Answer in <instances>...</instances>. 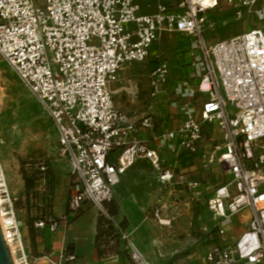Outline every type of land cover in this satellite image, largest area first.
<instances>
[{
  "label": "built area",
  "instance_id": "2783aa9c",
  "mask_svg": "<svg viewBox=\"0 0 264 264\" xmlns=\"http://www.w3.org/2000/svg\"><path fill=\"white\" fill-rule=\"evenodd\" d=\"M222 1L155 0L151 13L139 0H45L42 6L36 0H0V55L54 123L70 163V214L86 207L106 214L104 205L120 177L141 161L162 184L171 183L175 164L162 153H197L208 127L216 125L222 135L217 157L228 180L207 202L211 222L204 230L216 241L203 264H264V28L209 43L205 32L214 25L209 17ZM225 1L237 19L247 11L264 20V8L254 10L258 0ZM172 34L193 40L203 72L197 87L188 81L171 87L169 63L156 58L150 98L175 94L182 102L171 105L183 120L175 130L153 134L151 147L133 135L140 128L154 133L153 118L124 117L110 86L125 65L146 62L152 47ZM201 94L207 101L198 115L192 101ZM15 201L0 159L4 236L15 264H36L25 249ZM245 210L252 213L247 230L233 238L228 227ZM58 226L52 220L50 230ZM122 239L131 264H151L124 233ZM62 257L59 264L75 260Z\"/></svg>",
  "mask_w": 264,
  "mask_h": 264
},
{
  "label": "rangeland",
  "instance_id": "374dc122",
  "mask_svg": "<svg viewBox=\"0 0 264 264\" xmlns=\"http://www.w3.org/2000/svg\"><path fill=\"white\" fill-rule=\"evenodd\" d=\"M44 1L36 0L37 6H42ZM139 3L149 12L155 10L154 0H139ZM209 22L214 25L205 32L208 42L233 37L237 35L238 28L245 26V21L236 19L225 0L209 17ZM152 54L150 60L143 64H134L125 69L132 76L126 77V87L114 95L116 105L132 110L130 112L134 118L151 116L157 131L173 129L178 124L174 110L162 97H149V68L151 62L160 57L169 63L175 83L188 81L197 87L203 72L199 51L194 49L191 38L172 34L155 44ZM113 87L117 88V83ZM120 87L123 88V85L120 84ZM171 96L174 98L175 94ZM200 97H204L203 102L207 101L204 94ZM53 124L44 106L30 89L20 83L0 55V159L15 204L20 203L22 207L21 210L15 207L21 219L29 213L45 221L53 220L58 224L62 221L55 185L58 177L69 174L70 163L61 150ZM206 135L204 147L193 154L195 169H191L193 165L187 161L178 173L185 174L182 175L185 178L180 180L176 176L171 183L162 184L156 172L150 168L133 167L114 190L113 200L120 216L121 213L126 214L121 204L129 202V199L142 208L141 221L149 235L137 249L151 264H201L205 251L215 244L204 226L209 195L223 178L217 157L220 150L216 148L222 144V135L216 125ZM42 167L45 169L42 170ZM23 171L36 179L32 189H26ZM188 182H197L199 187L190 189ZM159 210V216H156ZM122 219L116 222L121 223ZM236 228L239 231L238 226ZM122 250H127L126 242ZM122 258L130 262L128 250Z\"/></svg>",
  "mask_w": 264,
  "mask_h": 264
},
{
  "label": "crops",
  "instance_id": "0c3cea01",
  "mask_svg": "<svg viewBox=\"0 0 264 264\" xmlns=\"http://www.w3.org/2000/svg\"><path fill=\"white\" fill-rule=\"evenodd\" d=\"M142 8H144V7L142 6ZM154 8H155V6H154ZM262 8H264V0H258L257 4L254 7V10L260 11V9H262ZM144 10L149 12V9L144 8ZM233 13H234V11H233ZM241 20L245 21V26L238 28L236 30L238 32V33H236L237 35L243 34L245 32L251 31V30L264 28V20L263 21L259 20V18L255 14L248 13L247 11L244 12ZM237 35H235V36H237ZM209 43H214V42H209ZM152 55L153 54H152V50H151V55L149 57V60L152 57ZM140 63H134V64H140ZM134 64H127L120 71L118 79L115 82V83H117V88H114V87L112 88L113 84H115V83L111 84L110 87H111V90L113 91L114 95L119 93L122 89H124L126 87L124 84V83H126V77L128 75L130 77V76H132V74H131V72L125 71V69H127V67H129V66H133ZM141 64H143V63H141ZM154 66H155V60L153 62H151L149 72H148L149 77L147 79H148L149 89H150V77H151L150 71ZM122 71H124V72L121 73ZM179 83H180V81L175 83L174 80L172 79V77H170L169 85L171 87H173L174 84L177 85ZM120 84L123 85V88L120 87ZM149 93H150V90H149ZM161 97L169 105V108L172 111L174 110V113L177 115L178 124H177L176 128H173V129H161L160 131H157L154 129V133L148 129L140 128L133 135V138L139 139L141 141H146V142H148V144L151 147H154V145H156L155 141L153 140V134L158 135V134L165 132V131L175 130V129L179 128V126L181 125L182 120H183L178 109H176L175 107H173L171 105L173 101H175V100L178 101L176 96L174 98L171 95H169V96L163 95ZM203 98L204 97H200V95H198L197 99L192 101L193 106H195L196 110L198 111L197 112L198 115L202 112L203 105L206 102V101L203 102ZM150 99H152V98H150ZM114 102H115V108H117V111H119L124 117H126L129 120L140 121V119H142L143 117L146 116L145 115L141 118H134L133 117L134 115L132 114V112H130L132 110L126 108V106H123V108L117 107L115 96H114ZM212 129H213V126H209L208 129L206 130L205 138H204L203 142L200 143L201 145L199 146L198 151H200V149L204 147L203 143H205L206 139H207L206 134L209 131H212ZM221 139H222V137H221ZM162 155H163L164 159L167 160V162L171 161L175 164V174H176V176H179L178 178L180 180L185 178L184 176H182L185 174L178 175V173H180L179 171L181 169H183V167H184L185 163H187V161H188V163H191V166L193 165L191 167V169H195V166H194L195 156L189 152L184 151V152L171 153L169 151H164L162 153ZM134 167H139L141 169L150 168L152 171H154L153 168L150 166V164L148 162H145V161H141V162L137 163ZM220 167L222 169L221 165H220ZM131 169H129L128 171L130 172ZM222 172H223V178H222L221 183L218 186L222 185L225 181L228 180V176L223 171V169H222ZM124 175H122L120 177V181ZM157 177H158V174H157ZM71 179H72V177H71L70 171H69L68 175H66L64 177H58L57 178L55 190H56L58 200H59V208H60L61 213H62L61 214L62 215L61 216L62 221L59 223L58 229L55 232H52L49 228V232L51 233V237L49 239L48 238L45 239L43 237V232H44L45 228H37L36 224L38 222H40L39 220L34 224L33 228H29V222L27 223V217L22 218L23 226L21 228V234H22V237L24 239L23 243H24L25 249H26L27 253L29 254V256H31L32 259H35L36 264H59V262L61 261V258H63L62 256L65 255V253L67 251V246L69 244H72L74 247V255L73 256L75 257V260L70 261V262H64V264H131V262L127 261L126 259H123L122 256L114 257L112 259H101V258H99L97 251H96V248H95L96 225H97V218H98L99 212H98V210H96V208H92V207H86V208L82 209L78 214H70L68 212L67 197H68V193H69L70 187H71ZM118 184H120V182ZM118 184L114 187V190L116 189ZM214 191L209 195L208 200L213 196ZM121 206H122V208L126 214L122 215V213H121V216L119 215L116 218V220H121L122 217H123L122 221L125 219L127 220L128 225H127V229L125 230V235L127 237H129L133 242H135V245L136 246L138 245L137 246V248H138L141 246V244H143L142 241L145 238L147 239V237L149 235V231H147V229L145 228L146 226H144V222L141 221L142 219L140 217V214H141L142 208L140 206H137L136 204H134L132 202V200H130V199H129V202H127V203L124 202V204H121ZM206 211H207V217H206V222H205L206 225L204 226V228L206 226H209V224L211 222L210 215L208 213L207 208H206ZM251 214L252 213H250L249 210L243 211L239 216H237L235 218L232 226L228 227V229H229L228 232L231 236H233V238L239 237L245 230H247V227H248L249 222H250ZM124 217H126V218H124ZM236 226H238L239 231H237ZM31 232L34 233V239H35L34 242H32V239H31ZM49 245H51L52 251L50 253H44L45 247L49 246ZM206 251L204 253V256L206 254ZM203 261H204V257L202 258L201 264H203Z\"/></svg>",
  "mask_w": 264,
  "mask_h": 264
},
{
  "label": "trees",
  "instance_id": "16d2710c",
  "mask_svg": "<svg viewBox=\"0 0 264 264\" xmlns=\"http://www.w3.org/2000/svg\"><path fill=\"white\" fill-rule=\"evenodd\" d=\"M23 180L25 182L26 189H32L36 185V179L33 176H29L26 172H22ZM17 210H21L22 207L20 203L15 204ZM106 214L99 213L96 225V237H95V248L99 258L108 259L110 257L123 256L127 253V250H122L124 241L122 239V234L127 229V220H123L121 223H117L115 220L119 216V208L112 199L111 201L105 203ZM69 212V211H68ZM43 221L45 224V230L43 232V237L49 239L51 233L49 232L52 220L45 221L42 218H35L27 214V223L29 222V228H33L37 221ZM56 222V221H55ZM31 239L34 242V233L31 232ZM216 241V240H215ZM34 244V243H33ZM34 249V248H33ZM52 251L51 245L46 246L44 253H50ZM74 255V247L72 244L67 246V251L65 256Z\"/></svg>",
  "mask_w": 264,
  "mask_h": 264
},
{
  "label": "water",
  "instance_id": "95a60500",
  "mask_svg": "<svg viewBox=\"0 0 264 264\" xmlns=\"http://www.w3.org/2000/svg\"><path fill=\"white\" fill-rule=\"evenodd\" d=\"M13 256L0 223V264H15Z\"/></svg>",
  "mask_w": 264,
  "mask_h": 264
}]
</instances>
